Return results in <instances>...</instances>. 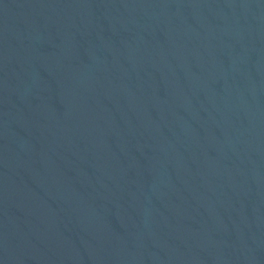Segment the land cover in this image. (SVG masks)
<instances>
[{"label":"water","instance_id":"95a60500","mask_svg":"<svg viewBox=\"0 0 264 264\" xmlns=\"http://www.w3.org/2000/svg\"><path fill=\"white\" fill-rule=\"evenodd\" d=\"M0 264H264V0H0Z\"/></svg>","mask_w":264,"mask_h":264}]
</instances>
